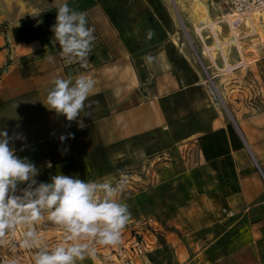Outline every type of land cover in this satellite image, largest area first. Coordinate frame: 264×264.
<instances>
[{"label": "crops", "instance_id": "obj_1", "mask_svg": "<svg viewBox=\"0 0 264 264\" xmlns=\"http://www.w3.org/2000/svg\"><path fill=\"white\" fill-rule=\"evenodd\" d=\"M65 2L85 12L95 30L86 68L59 55L51 31ZM200 4L206 12L197 20L193 8L192 22L216 26L212 14L219 7ZM222 12L221 39L230 29L234 43L223 44L237 52L222 70L238 64L229 71H245L249 79L245 94L228 95H238L234 107L222 99L226 108L211 96L207 71L181 39L166 0H0V38L9 58L0 80V130L23 137L11 146L36 165L37 183L61 173L93 180L164 156L152 188L155 210H188L190 220L201 213L203 226L220 229L221 240L236 222L248 223L264 259V42L257 35L264 19L241 17L236 24ZM200 27L192 30L196 40ZM149 28L155 32L150 41ZM145 55L154 61L146 63ZM80 76L95 81L92 108L69 126L43 103L54 79ZM179 144L182 160L173 156Z\"/></svg>", "mask_w": 264, "mask_h": 264}, {"label": "rangeland", "instance_id": "obj_2", "mask_svg": "<svg viewBox=\"0 0 264 264\" xmlns=\"http://www.w3.org/2000/svg\"><path fill=\"white\" fill-rule=\"evenodd\" d=\"M166 1L181 39L191 43L195 58L207 71L206 80L215 93L214 96L211 94L215 103L221 108L222 99L223 101L227 99L234 107L238 95H228L245 94L242 91L248 88L249 79L245 71H229L238 64L229 68L225 67V71L222 70L226 63L230 64L229 61L237 57L235 50L228 51L226 47L229 43H234L230 40L233 34L229 28L230 36L221 39V25L226 24L225 21L221 22V9L225 14L228 8L216 4L220 8L218 12L213 11L212 17L213 21L218 23L216 26L207 28L200 27L197 22L191 20L190 11L200 4V0ZM208 1L210 4L216 3L213 0ZM194 27L201 28L200 32L195 34L199 38L197 40L192 33ZM257 35L260 41L264 42V28H262V34ZM0 36H2L1 33ZM228 37L229 39H225ZM227 40L229 43L224 45L223 43ZM240 63L242 64L243 61ZM8 64L9 58L5 44L0 38V80L7 71ZM222 94H225V98ZM183 148V144L176 146L174 151L176 154L174 153L173 156L182 160L181 157L186 153ZM157 157L160 159L155 163L150 158L151 161L135 162L130 167L93 179L97 182L115 183L123 177L125 188L117 199L130 206L131 217L122 231V243L119 246L96 245V255L86 256L84 260L77 261V264H264V261H261L264 259L258 257L252 245L253 234L248 223L236 222L221 240V234L218 233L220 229L203 226L201 213H198L199 219L190 220L189 215H185L188 214V210L186 212L155 210V195L152 188L156 183V174L165 167L161 163L167 161L164 156ZM182 168L179 165L180 170H185ZM35 229L38 244L33 248L20 246L27 226L19 225L15 231L9 232L4 237L5 243L0 245V264H6V261L12 258L16 259L18 264H34L33 256L40 247L51 248L56 244L66 243L63 229L48 221L46 213L44 220L36 224ZM137 241L147 244V250L136 254L133 246Z\"/></svg>", "mask_w": 264, "mask_h": 264}, {"label": "clouds", "instance_id": "obj_3", "mask_svg": "<svg viewBox=\"0 0 264 264\" xmlns=\"http://www.w3.org/2000/svg\"><path fill=\"white\" fill-rule=\"evenodd\" d=\"M51 31L59 45V55L68 63L79 62L86 68L96 40L86 13L66 2L58 5ZM154 36V30L149 28L146 39L150 41ZM46 58L49 62L54 59L51 55ZM143 59L150 64L155 58L145 55ZM94 86L95 81L85 76L75 80L56 78L43 104L57 116H64L70 126L78 117L90 115L89 96ZM78 126L84 127L82 120ZM22 138L20 134L9 136L6 130H0V245L5 243L4 237L9 232L25 225L27 230L20 246L35 247L38 244L35 225L44 220L46 213L48 221L63 229L66 243L40 247L33 256L34 264H77L86 256L94 257L96 245L119 246L131 217L130 206L117 199L125 188L124 178L115 183L97 182L61 173L50 177V183H37L36 165L19 157L11 146L14 139ZM48 166L51 167L50 162ZM21 184L25 185L19 189L22 194L15 195ZM6 264L18 262L12 258Z\"/></svg>", "mask_w": 264, "mask_h": 264}, {"label": "built area", "instance_id": "obj_4", "mask_svg": "<svg viewBox=\"0 0 264 264\" xmlns=\"http://www.w3.org/2000/svg\"><path fill=\"white\" fill-rule=\"evenodd\" d=\"M214 2L226 6L228 8V13L231 16H240L242 18L249 16L255 12L264 11V0H213ZM211 94L214 96L215 93L211 86ZM147 250V244L143 241L135 242L133 246V251L138 254Z\"/></svg>", "mask_w": 264, "mask_h": 264}, {"label": "bare ground", "instance_id": "obj_5", "mask_svg": "<svg viewBox=\"0 0 264 264\" xmlns=\"http://www.w3.org/2000/svg\"><path fill=\"white\" fill-rule=\"evenodd\" d=\"M215 5L217 4L218 5V3H214ZM201 5V4H200ZM200 5H198V6H196V8L195 9H193V11L191 12V14H192V17L194 18V19H197V20H202V18H203V16H204V14H205V12H206V9H205V6H203V4L200 6ZM219 6V5H218ZM220 8V7H219ZM226 14H229L228 12H226ZM231 16V15H230ZM239 18H241L240 16H231V19H232V21H233V23H238L240 20H239ZM248 18L252 21V22H256V21H258L259 19H264V13H257V12H255V13H252V14H250L249 16H248ZM249 24V23H248Z\"/></svg>", "mask_w": 264, "mask_h": 264}, {"label": "water", "instance_id": "obj_6", "mask_svg": "<svg viewBox=\"0 0 264 264\" xmlns=\"http://www.w3.org/2000/svg\"><path fill=\"white\" fill-rule=\"evenodd\" d=\"M223 105L225 106V104L223 103ZM225 108H226V106H225ZM228 111V110H227Z\"/></svg>", "mask_w": 264, "mask_h": 264}]
</instances>
